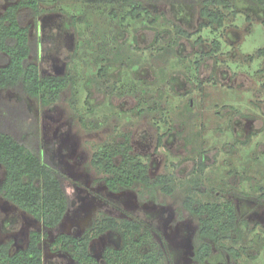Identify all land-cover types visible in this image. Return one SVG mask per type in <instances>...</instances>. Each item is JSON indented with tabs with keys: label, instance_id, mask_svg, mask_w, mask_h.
<instances>
[{
	"label": "rangeland",
	"instance_id": "1",
	"mask_svg": "<svg viewBox=\"0 0 264 264\" xmlns=\"http://www.w3.org/2000/svg\"><path fill=\"white\" fill-rule=\"evenodd\" d=\"M11 2L0 0V14ZM104 2L46 0L45 11L36 19L22 11L34 52L41 45L32 55L41 73L62 75L71 70L77 75V84L52 106L26 98L44 154L67 176L72 204L63 221L48 228L0 195V243L11 242L16 252L27 245L30 230L38 229L47 234L44 264H74L70 252L53 246L54 238L61 233L78 237L99 216L110 215L150 224L155 245L165 254L162 264H199L194 257L202 242L199 216L185 201L189 196L206 200L216 193L234 202L241 237L238 242L214 243L205 264H264V54L256 55L264 48V8L232 0L231 8L224 10V26L197 32L203 21L198 12L202 0H145L161 15L155 24L120 21L119 15L109 14L112 5ZM175 25L197 31L180 38ZM157 30L165 35L158 46L167 48L175 39L178 44L162 54L157 46L150 49ZM102 42L122 48L129 65H112L100 76L106 83L98 85L91 78L99 71L93 58ZM125 81L139 90L111 92ZM143 87L146 90H140ZM142 95L159 108L141 106ZM22 99L16 90H0V101ZM125 135L131 136L133 152L149 164L152 176L172 177V194L160 188L153 193L139 183L118 192L108 188L92 155ZM4 175L0 164V184ZM121 243L119 233L109 231L93 240L91 252L102 260L108 246ZM255 243V257L240 250ZM231 248L242 255L234 256Z\"/></svg>",
	"mask_w": 264,
	"mask_h": 264
},
{
	"label": "trees",
	"instance_id": "2",
	"mask_svg": "<svg viewBox=\"0 0 264 264\" xmlns=\"http://www.w3.org/2000/svg\"><path fill=\"white\" fill-rule=\"evenodd\" d=\"M11 1L0 14V90H16L23 99L17 103L0 101V164L5 170L0 184V195L30 213L44 226L55 228L66 217L72 204L65 185L67 176L44 154L37 119L28 110L26 98L35 99L41 105L52 106L66 90L77 84V75L71 70L62 75H43L38 63L32 59L33 54L39 53L41 45L34 52L30 28L23 23L22 11L28 10L36 19L45 11L42 9V3L46 0ZM101 1L112 5L109 14L115 17L119 15L120 21L123 22L134 19L155 24L161 16L152 11L145 4V0ZM248 1L264 8V0ZM232 4V0H202L198 12L203 21L196 31L201 32L207 27L224 26L227 17L224 10L230 9ZM175 26L180 38L192 36L196 32L187 31L179 25ZM80 38L82 39L81 36ZM164 39V32L157 30L150 49L154 50L157 46L156 51L162 54L167 48L170 49V45L178 44V39H175L167 48L163 45L158 46ZM199 39L201 40V37ZM81 44L79 41L77 50ZM121 49L108 42L96 45L98 53L93 61L100 67L98 73L91 78L92 82L98 85L106 83L100 76L104 77L109 67L114 64L129 65ZM263 54L264 48L256 52L259 56ZM137 90H139L137 84L132 85L125 81L119 85L115 84L111 92L125 94ZM140 90L146 89L143 87ZM144 99L143 95L138 99L141 106L147 105L151 110L159 108L156 102L151 105ZM80 118L86 125L83 117ZM163 136H160V144L163 142ZM92 163L104 174V182L112 191L128 189L137 183L151 189L153 193L157 188L168 194L175 190L170 175L152 176L149 164L139 154L133 152L130 135H125L123 140H112L103 144L93 153ZM199 163L203 170L204 154H201ZM214 194L213 198L207 197L206 200L189 196L185 201L186 207L199 216V236L202 242L194 255L199 264H205L212 256L214 243L224 244L226 240L238 242L241 237L239 215L234 202L229 199L221 200L218 194ZM261 197L264 198V193ZM109 231L118 232L122 243L120 246H108L103 259L98 260L91 252V244L95 238ZM46 235L38 229H31L27 245L16 252L12 251L11 242L0 243V264H44L43 247ZM257 244L255 243L253 247L243 246L240 250L255 257L259 249L255 253L251 252L254 251L253 248H257ZM53 246L70 252L74 264H162L165 255L163 249L155 245L153 227L150 224L133 218L119 219L110 215L99 216L78 237L67 233L57 235L53 240ZM230 250L236 257L242 255L237 249Z\"/></svg>",
	"mask_w": 264,
	"mask_h": 264
}]
</instances>
